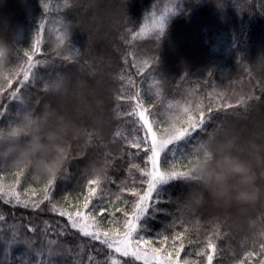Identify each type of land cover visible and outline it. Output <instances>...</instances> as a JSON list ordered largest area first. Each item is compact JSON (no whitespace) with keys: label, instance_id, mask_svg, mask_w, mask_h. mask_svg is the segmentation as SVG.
<instances>
[{"label":"trees","instance_id":"1","mask_svg":"<svg viewBox=\"0 0 264 264\" xmlns=\"http://www.w3.org/2000/svg\"><path fill=\"white\" fill-rule=\"evenodd\" d=\"M44 3L49 6L47 11ZM170 8L163 31L153 27ZM64 25L69 26L67 36ZM142 27L144 37L131 40V32L139 33ZM38 33L41 42L34 58L55 68L38 66L36 71L42 78L22 90L23 103L0 93V112L4 113L0 127L27 125V115L31 120L48 118L55 130L52 112L69 121L79 134L69 141L67 162L57 175L51 200L76 210L90 187H95L88 180L96 178V168H102L101 189L90 210L98 217L102 209L108 210L101 219L104 230L117 226L109 212L123 220V212L115 209H131L134 198L121 187L125 183L140 187L138 182L133 184L139 172L129 171V166L143 165L146 159L143 152L130 148L121 138L133 127L130 121L134 118L118 115L137 103L128 96L139 93L143 108L156 114L150 120L158 117L166 122L169 102L190 108L203 105L212 119L198 140L207 141L222 128L215 138L235 135L244 142L264 145V0H0V39L9 44L5 63L10 71L26 64L24 53H33ZM18 79L22 76L13 80V90ZM129 79L132 84L127 83ZM118 95L125 98L118 100ZM240 98L247 103L223 107L225 102L235 105ZM117 132L121 137L115 135ZM139 135L143 136V131ZM20 170L0 165V184L15 185L21 199H42L41 190L48 180L24 168L20 184H16ZM33 190L37 195L31 196ZM187 191L180 182L169 186L160 210L149 221V231L141 233L153 241V248L166 249L164 255L173 253L159 240L188 228L193 242L186 244L182 258L207 264L206 257L195 253L206 251L207 237L211 236L217 247L213 264H240L250 251L257 254L248 264L264 259L258 254L264 241V198L248 208H223L212 202L192 207L186 200ZM49 207L45 202L34 211L0 200V214L6 217L0 222V264H23L18 259L23 249L14 245L13 230L35 238V247L43 251V256L30 258L33 264L47 258L50 250L63 252L53 257L57 264H88L89 252L104 258V253L96 252L98 242L80 236L65 217ZM29 227L36 228V233H28ZM61 229L66 233L63 236L57 235ZM50 239L60 241V247L49 245ZM81 243L84 254L77 257ZM140 247L148 250L145 244Z\"/></svg>","mask_w":264,"mask_h":264},{"label":"snow or ice","instance_id":"2","mask_svg":"<svg viewBox=\"0 0 264 264\" xmlns=\"http://www.w3.org/2000/svg\"><path fill=\"white\" fill-rule=\"evenodd\" d=\"M48 4L44 3L43 8L48 10ZM164 17L162 16L158 22V27L163 31ZM40 29L43 30V23L40 24ZM68 25H64V34L68 35ZM146 34L145 28H141L139 33L134 30L131 32V40H136L138 37L143 38ZM40 36L37 34L33 53L25 52L27 57L26 64H22L16 70V75L12 79H8L7 83L0 86V93L7 96L9 100H20V93L23 89L29 87L30 84L38 82L42 77L36 71L38 66L44 68H55L54 64L48 61H41L34 58V54L39 52L38 45L40 44ZM60 43L63 44L64 40L60 39ZM59 47V45H58ZM64 59H69L64 57ZM142 70V69H139ZM22 79L17 80L18 86L13 90V80L17 77ZM120 80L124 77L120 76ZM61 83L65 84V80L61 77ZM128 84H132L129 79ZM123 95H118L117 99H124ZM130 100H136L137 103L130 110L118 114L122 116L134 118L130 122L133 127L128 136L121 137V133L117 132L115 135L124 139L125 143L130 147L143 152L144 164L131 163L129 171L136 169L139 172L138 177L133 178V184L139 183L140 187H129L126 183L121 187V191H128L134 198L131 202V209L125 210L123 208L115 209L116 212H123L124 219L117 220L114 213L109 212L112 215V222L117 225L110 230H104L101 227V219L104 216L107 209H102L99 217L93 215L90 210V205L94 203V198L98 196L101 189V179L97 175L95 179H89V185H95L90 187L88 195L84 198V202L76 210L70 211L66 208L60 207L55 203H52L51 195L52 189L55 186L54 179L47 181L45 187L41 190L43 192L42 199L32 200L21 199V194L13 186H5L0 184V200H3L5 204H11L13 207L19 206L23 208H30L32 210H40L41 205L48 202L49 210L55 212L60 217H65L68 225L71 229L79 233L80 236L86 238L89 242H98L96 252L104 253V258L100 259L97 255L89 252L87 255L88 264H129L130 261H143V264H198L197 261L182 258L181 253L186 250V244H191L193 241L188 238L189 229L185 228L182 232H174L171 236L163 235V238L159 240L161 245L168 244L173 253L164 255L163 252L166 249L153 248V241L145 239L141 233H147L150 228L149 221L154 218L155 213L160 210L159 206L163 202L165 193L168 192L169 186H174L176 182L184 184V178L188 174V166L192 159L198 156L202 151H206L208 143L203 140H198L199 134L206 131L207 124L212 117L205 113L203 105L197 104L195 108H190L183 104H179L182 111L185 113V118L180 121L176 126L175 132L170 137H164L163 133L167 130L168 122L157 118L151 119L150 116L155 117V113H149L147 109L143 108L139 102V93L135 96H128ZM247 101L244 98L237 100L236 104L225 102L223 107L233 108L240 105H245ZM174 104L168 103L167 107L172 108ZM212 111L211 108L208 110ZM198 114V115H197ZM0 115H4L0 112ZM24 119L27 123L31 122V119L25 115ZM143 131V136L139 133ZM223 131L222 128L217 129L216 133L210 135L207 141L215 139L219 132ZM196 140V143L193 141ZM24 174V168H21L17 174L16 184H20V177ZM27 195V193H25ZM37 195L36 191L31 192V196ZM119 199V196L116 197ZM6 217L0 214V222L5 221ZM47 223V222H46ZM175 224L172 225L174 227ZM37 229L34 227L27 228L28 233H36ZM47 232L48 229L46 228ZM65 231L61 229L57 235H65ZM158 236L161 234H157ZM216 235V232H213ZM14 238V245L23 249V254L18 257L23 264H33L31 257H40L44 253L35 247V238H29L27 236H21L16 230L12 231ZM12 243V242H10ZM49 245H57L59 248L60 241L49 240ZM145 244L148 246V250L141 248L140 245ZM206 251H197L196 256L206 257L207 264H213L214 256L217 251L216 244L211 236L207 237V243L205 245ZM85 245L81 243L79 245V251L76 253L77 257H82L84 254ZM116 253L121 259H117L116 256L111 253ZM257 253L254 251L246 252L244 259L240 261V264H248L250 258ZM259 255H264V241L260 243ZM63 255L62 251L50 250L47 258L44 260H36L35 264H57V261L53 258L55 256ZM202 264V262H200ZM259 264H264V259L259 261Z\"/></svg>","mask_w":264,"mask_h":264},{"label":"clouds","instance_id":"3","mask_svg":"<svg viewBox=\"0 0 264 264\" xmlns=\"http://www.w3.org/2000/svg\"><path fill=\"white\" fill-rule=\"evenodd\" d=\"M8 41L0 39V86L16 75L5 63ZM50 127L46 117H36L27 125L0 127V165L29 168L37 176L54 179L67 162L69 141L79 133L63 116L54 112ZM168 122L164 137L174 134L185 118L179 104L164 113ZM208 148L191 160L184 183L186 200L192 207L212 202L218 207L248 208L264 198V145L242 141L228 135L206 141ZM102 174V168L95 169Z\"/></svg>","mask_w":264,"mask_h":264},{"label":"rangeland","instance_id":"4","mask_svg":"<svg viewBox=\"0 0 264 264\" xmlns=\"http://www.w3.org/2000/svg\"><path fill=\"white\" fill-rule=\"evenodd\" d=\"M171 12H172V9L170 8L163 15H161L160 17H158L157 20H156V22L153 24V27L158 28V22H159L160 18L163 16L166 19ZM165 19H164V21H165ZM113 255L119 256L118 254H116L114 252H113ZM139 262L143 263V261H139Z\"/></svg>","mask_w":264,"mask_h":264}]
</instances>
